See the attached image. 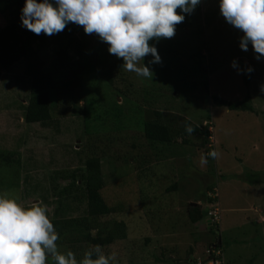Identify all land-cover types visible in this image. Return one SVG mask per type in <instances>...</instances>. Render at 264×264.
Here are the masks:
<instances>
[{
    "label": "rangeland",
    "instance_id": "1",
    "mask_svg": "<svg viewBox=\"0 0 264 264\" xmlns=\"http://www.w3.org/2000/svg\"><path fill=\"white\" fill-rule=\"evenodd\" d=\"M202 9L200 24L176 28L174 37L169 39L175 49V53H170L173 55L171 66H179L180 72L177 73L178 68L175 73L161 71L158 63L149 64L152 57L148 55L144 63L153 71L152 79L139 77L124 68L113 75L119 88L126 89L128 84L132 88V106L118 93L117 85L111 88L107 85L105 71L110 61L99 62L98 37L84 33L93 68L86 75L85 96L98 99L106 107L113 94L122 103V136L116 140L112 138L114 134L104 133L111 136V140L104 134L93 138L96 139L93 144L98 145L96 151H108L102 165L107 202L116 204L118 190L120 194L126 193V198L135 199L131 210L109 216L125 220L130 233L125 246L117 242L104 249L107 254L117 253V259L123 250L132 251L133 243L142 245L141 235L151 226L159 225V242L171 244L177 260L186 261L188 245L197 246L201 242L199 246L204 247L216 234L222 237V248L232 262L229 264H264V93L260 91V86L264 85V58L257 60L251 45L247 51L239 47L242 33L220 14L219 0H202ZM107 49L103 53L109 60L115 58ZM53 51L52 44L43 51L48 70L54 69L56 63ZM158 53L161 60L167 56L165 52ZM234 60L237 68L232 67ZM248 67L253 69V74L250 87L246 88L243 78ZM23 69L21 61L9 70H1L0 149L13 153L20 163L3 165L0 175L10 174L20 183L21 187L10 190L9 194L18 198L21 192L22 207L39 204L46 208L47 216L52 217L58 206L53 188L57 191L69 183L70 180L62 176L63 172L69 174L82 167L89 137L84 131L82 116L58 118L48 126L25 122L22 104L28 103L30 83ZM165 72L171 73L167 80ZM55 73L60 74L58 70ZM247 93L251 95V111L231 110L213 99L218 95L228 101H239L245 99ZM157 110L162 112L161 120L170 122L173 134L179 137L176 146L172 145L176 156L159 160L154 168L145 169L143 162L151 158L155 164L160 155L157 151L150 155L149 147L130 148L127 143L131 137L144 140L140 119H155ZM185 118L197 124L201 121L203 127L207 125L212 136L206 148H199L202 136L191 135L189 143H181L178 125ZM209 148L218 155L209 157L212 151ZM204 179L208 180L207 184H216L221 207L220 222L213 223L207 233L201 227L186 229L187 224L190 226L187 206L201 201L202 210L207 212ZM175 182L179 188L167 190ZM27 191L31 194L25 195ZM3 193L0 195L7 194ZM44 194L48 202L42 199ZM232 206L237 209H226ZM206 218L208 220L209 216ZM175 226L177 231L170 235ZM199 246L195 247L197 255L204 252Z\"/></svg>",
    "mask_w": 264,
    "mask_h": 264
},
{
    "label": "trees",
    "instance_id": "2",
    "mask_svg": "<svg viewBox=\"0 0 264 264\" xmlns=\"http://www.w3.org/2000/svg\"><path fill=\"white\" fill-rule=\"evenodd\" d=\"M24 2L25 0H0V18H2L0 19V82L2 78L1 70H9L15 63L22 61L24 62L23 74L28 78L30 83L28 103L26 105L22 104L25 122H39L48 126L58 118L69 115L82 116L84 131L89 137L86 158L83 159L81 168H76L70 171L69 174L63 172L62 176L70 181L62 188H58L59 186L57 185V191L56 187L53 188V194L57 198L56 203L58 206L54 215L48 217L58 233L59 238L56 243L60 253L63 254L71 250L77 260H80L87 250L99 245L102 247L104 253L107 254V251L104 249L113 247L117 242L125 246L130 234L125 220L113 219L109 218V216L118 212L123 213L131 210L135 199H132L133 197L130 199L126 198V193L120 194L118 190V196L116 197L118 201L116 204L107 202L104 197L105 183L102 165L103 157L108 151H96L98 145L93 144V141L96 140L93 138L104 133L114 134L112 138L116 140L118 136H122L124 130L122 124V103H119L117 97H114L113 94L109 101V106L106 105V107L104 106L105 103L98 101V99L85 96L86 75L93 68L90 65L89 48L87 41L84 39L83 26L70 23L58 34L47 36L41 33L40 35H36L22 27L20 15ZM177 11L179 12V9ZM201 14H203L202 3L196 7L191 15H186L185 20L178 24L176 28L183 29L200 24ZM98 43L99 62L105 64L110 61L105 71V80L109 88L111 86L115 87L117 81L113 80V75L118 73L117 70L122 71L124 61L122 58L117 57L109 60L107 54L103 53L108 45L101 42L99 38ZM151 43H155L157 50L165 52L167 55L158 63V68L161 71L167 72L170 70L174 72L175 68H178L177 73L180 72L179 66L174 65L173 68L171 66V63H173L171 57L173 55L170 53H175L171 41L164 39L158 42L150 41ZM51 44L54 47L53 52L56 63L53 65L54 69L48 70L45 67L46 62L43 51ZM57 70L60 72L59 76L55 73ZM164 74L166 80L171 77V73L165 72ZM252 74L253 71L251 73L245 72L243 80L246 88L250 87ZM204 86L208 91L207 82H205ZM117 88H119L118 85ZM117 91L125 98L126 102L130 103L131 106L134 105L132 101L134 99L133 91L129 87V84L126 86V89L119 88ZM213 99L218 104L227 106L231 110H253V106L250 103V93H247L245 99L239 101H228L218 95L214 96ZM155 115L157 117L152 120L140 119L143 120L141 137L144 140L141 141V139L131 137L127 143L129 146L131 145L130 148L136 145H139L140 149L149 147V150H152L150 155L154 151H157V154L160 155L155 164L151 158L143 162L146 164L145 169L154 168V166L158 165L159 160L176 156V149L173 146H176L175 143L178 142L177 139L179 137L176 138L173 134L171 130L173 126L170 122L161 120V111L157 110ZM200 123L197 124L188 118L183 119L182 123L178 125L181 130V143H189L191 135L202 136L199 148H206L208 143H210L212 134L207 125L203 127ZM189 126L193 129L190 134L186 131V127ZM180 130L178 131L179 133ZM105 136L108 139L110 137L111 140V136H108V134ZM208 150H212V148ZM13 163L15 165V163H20V161L13 157V153H6L5 150L0 149V167L3 165L13 166ZM9 179L11 180L10 182H8ZM178 185L175 182L167 190H176L179 188ZM20 187L17 179L15 180L10 174L8 176L0 175V194L2 192H5L3 194L7 193L5 196L15 199L21 206V192L18 198L9 194L10 190ZM206 189L207 197L205 202L208 204L207 212L202 210L200 199L196 200L200 201L197 205L187 206V213H185L187 214L186 218H189L190 221V226L188 224L186 226L187 230L197 229L196 223L200 220L205 221L207 215L211 220L210 211L218 208L221 213L216 184H212ZM36 193H38V189ZM29 194H31L29 191L25 192V195ZM25 195L23 197H26ZM41 197L48 202L47 194ZM23 207L26 209L31 208V206L27 205ZM81 208L83 210L79 214L73 215ZM219 222L220 219L211 222L210 226H207V229H210L213 223L218 224ZM173 226L172 224L171 227ZM158 227L159 225L157 227L151 226L149 231H145L143 235L140 234L143 241L142 245L136 242L133 243L134 249L132 251L128 250L126 252L123 250V253L119 254L120 257L118 256L117 264H135L134 262L136 261L143 262V264L147 262H155L157 264H200L202 262L207 264L211 259L217 258L216 254L211 252V245H214L215 249L220 251L222 254V264H225L221 235L215 234L213 239L204 245V247L199 246L202 245L201 242L199 245L197 244L200 249L203 248L204 252L201 255H197L198 250H195L197 246L194 244L188 245L189 256H186V261H182L176 259L175 248L171 244H161L159 242L161 238L157 237L160 235V232H157ZM176 227L172 229L170 235L175 234L177 231ZM47 264H54V262L49 260Z\"/></svg>",
    "mask_w": 264,
    "mask_h": 264
},
{
    "label": "clouds",
    "instance_id": "3",
    "mask_svg": "<svg viewBox=\"0 0 264 264\" xmlns=\"http://www.w3.org/2000/svg\"><path fill=\"white\" fill-rule=\"evenodd\" d=\"M202 0H25L21 9L22 27L36 35L52 36L70 23L83 26L86 35L95 34L108 45V53L122 58V67L137 76L152 79L149 64L160 63L155 43L170 39L176 26L191 15ZM179 9V12L177 11ZM225 21L242 33L239 47L252 46L256 59L264 58V0H219ZM142 62V64H141ZM232 67L237 68L234 60ZM251 73L253 69H246ZM264 93V85L260 86ZM190 134L193 129L189 126ZM216 157L212 150L208 153ZM211 223V220H209ZM59 236L46 214V208L34 204L24 208L15 199L0 195V264H117L115 252L105 254L96 245L77 260L69 250L58 251ZM95 257V258H93ZM222 259V254L218 256ZM225 264L226 259L224 258ZM222 264V263H221Z\"/></svg>",
    "mask_w": 264,
    "mask_h": 264
},
{
    "label": "built area",
    "instance_id": "4",
    "mask_svg": "<svg viewBox=\"0 0 264 264\" xmlns=\"http://www.w3.org/2000/svg\"><path fill=\"white\" fill-rule=\"evenodd\" d=\"M209 215H211V222L216 221V220L218 221L220 219V211L218 208L214 211H210ZM211 252L215 253L217 258L211 259L210 261H208L207 264H221L222 259L218 258V256L221 253L219 250L215 249L214 245L213 246L211 245ZM200 264H204V263L201 262Z\"/></svg>",
    "mask_w": 264,
    "mask_h": 264
},
{
    "label": "crops",
    "instance_id": "5",
    "mask_svg": "<svg viewBox=\"0 0 264 264\" xmlns=\"http://www.w3.org/2000/svg\"><path fill=\"white\" fill-rule=\"evenodd\" d=\"M207 181H208V180H205V179H204V185H205L206 187L211 186L212 184H207V183H206ZM211 183H212V182H211ZM191 200H193V199H191ZM226 209H231L232 211H234L235 209H237V207L232 206V207H228V208H226ZM260 217H261V216H260ZM262 218H263V217H262ZM202 222H204V225H203V226L200 225ZM208 223L210 224V221H209V219L207 220V218L205 217V221L200 220V221H198L196 224H197V227H198V228L201 227L200 229H201V230H204V231L207 233V231H208V229H207ZM258 223H260V221H258ZM209 226H210V225H209ZM223 251H224V249H223ZM224 254H225V251H224ZM225 259H226V264L232 263L231 260H230V257H229V256H226V255H225Z\"/></svg>",
    "mask_w": 264,
    "mask_h": 264
}]
</instances>
